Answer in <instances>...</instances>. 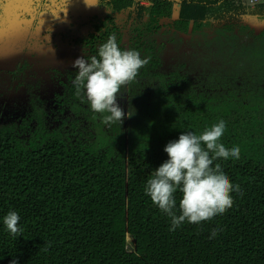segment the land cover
I'll return each instance as SVG.
<instances>
[{
    "label": "trees",
    "instance_id": "1",
    "mask_svg": "<svg viewBox=\"0 0 264 264\" xmlns=\"http://www.w3.org/2000/svg\"><path fill=\"white\" fill-rule=\"evenodd\" d=\"M55 1L57 5L72 0ZM80 1L81 10L92 9L82 18L90 30L73 39L72 46L79 47L83 57H98L100 46L115 34L121 49L151 58L136 77L146 81V88L153 87L150 94L153 82L165 76L150 72L171 61L170 69H176L165 77L159 90L161 112L140 128L142 137L124 138L116 121L108 125L111 129L101 145L82 133L83 125L72 131L80 132L78 142L65 141L55 132L57 137L31 143L29 132H35L37 118L27 113L20 122L16 115L3 116L6 102L0 101V264L14 259L18 264H264V147L262 141L253 144L257 127L245 120L248 114H234L231 107L221 118L212 115L202 120L193 116L194 99L166 104L175 91L190 94L183 91L190 86L192 68V60L184 57L190 53L185 46L199 37L203 44L212 38L210 51L215 52L224 37L234 47L245 15L264 21V0L253 6L244 4L250 0ZM2 3L0 23L10 22L6 9L1 13ZM45 4L41 0L36 7L37 17L24 46L27 52L42 39H50L49 30L41 32L36 26ZM51 7L46 12L56 14ZM6 26L0 28V36L6 34ZM262 27L259 36L264 37ZM120 92H126V85ZM223 102L228 105L226 98ZM53 114L45 112L47 128L71 132ZM220 120L226 122V130L219 142L228 149L238 146L240 157L219 158L213 167L219 163L240 192L232 193L233 206L224 214L199 224L185 221L172 231L171 218L145 193L147 181L168 159L164 149L170 141L187 131L202 134ZM245 136H251L252 142H243ZM175 199L174 211L180 215L179 190ZM10 211L21 218V235L13 236L4 224Z\"/></svg>",
    "mask_w": 264,
    "mask_h": 264
},
{
    "label": "rangeland",
    "instance_id": "2",
    "mask_svg": "<svg viewBox=\"0 0 264 264\" xmlns=\"http://www.w3.org/2000/svg\"><path fill=\"white\" fill-rule=\"evenodd\" d=\"M2 1L10 22L0 23V28L7 25L6 34L0 36V101L6 102V108L1 114L21 117L20 122H23L25 114H33L38 125L33 134L29 132L31 143H41L57 137L55 132L60 133L65 141L78 142L81 139L80 132L75 135L72 131L80 125H83V134L94 137L92 143H105L104 136L111 128L103 123L104 114H97L91 109L85 94L77 96L73 93V80L78 71L73 64L77 58L82 57L80 48L72 46L73 39L85 36L90 30V26H86L82 18L91 15L92 9L81 10L80 0L62 1L57 5L55 0H45V9L38 15L36 26L41 32L49 30L51 40L42 39L41 43L34 45V51L27 52L24 46L30 34V27L34 25L37 17L36 7L41 0ZM253 2L255 1L244 4L253 6ZM88 6L90 5L86 4V7ZM50 7H55L56 14L46 12ZM62 8L66 13L61 12ZM263 24L264 21L260 22L254 16L245 15L235 48L231 40L227 41L224 37L220 38L219 47L215 52H211L212 38H208L205 44L201 42V37L198 41L194 39L190 44L188 42L189 45H186L184 50L190 53L184 54V57L192 60V68L188 72L190 86L183 91L190 94L185 96L175 91L173 97L176 100L172 98L170 102L166 101V104L189 103L194 99L195 119L212 115L221 118L226 115L228 107H231L234 114L235 111L248 114L245 120L248 119L251 126L257 127L253 144L262 141L261 145L264 147V37L259 36ZM197 50L199 51L194 55L193 52ZM172 54H175L174 48ZM172 54H168V57ZM171 65L172 61L167 67L150 72L165 75L161 81L153 82L155 89L151 94L149 90L153 87L146 88L147 83L141 78H136L130 88L126 85L125 93H119L118 104L124 110L125 118L122 124L118 121V127L124 138L127 135L142 137L140 128L145 126L144 124L148 125L152 119L155 120L161 112L159 90L165 77L176 69L175 66L170 69ZM225 87L229 89L226 90ZM223 98H226L228 105H223ZM60 103L62 109L59 107ZM44 111L47 114L53 111V116L59 124L71 132L64 129L49 130ZM163 111L164 107L161 116ZM128 112L134 113L131 118H128ZM242 141L252 142L251 136H245ZM110 144L111 139L108 141V145Z\"/></svg>",
    "mask_w": 264,
    "mask_h": 264
},
{
    "label": "clouds",
    "instance_id": "3",
    "mask_svg": "<svg viewBox=\"0 0 264 264\" xmlns=\"http://www.w3.org/2000/svg\"><path fill=\"white\" fill-rule=\"evenodd\" d=\"M150 59L141 58L139 51L121 49L113 34L100 46L98 57L82 56L75 60L73 67L78 70L73 80L76 95L80 96L83 91L94 112L109 113L103 116L104 124L116 121L122 124L125 112L118 104L120 90L136 79ZM133 114L128 112V118ZM225 130L226 122L220 120L202 134L187 131L165 146L168 159L148 179L145 193L171 218L172 231L185 221L199 224L211 220L233 206L232 193H239L240 186L233 185L219 163L213 167L219 158L240 157L238 146L228 149L219 142ZM177 190L182 193L180 215L174 211ZM20 219L16 211L4 217V224L13 236L23 232ZM218 231L214 230L210 238ZM10 264H18V261L14 259Z\"/></svg>",
    "mask_w": 264,
    "mask_h": 264
},
{
    "label": "crops",
    "instance_id": "4",
    "mask_svg": "<svg viewBox=\"0 0 264 264\" xmlns=\"http://www.w3.org/2000/svg\"><path fill=\"white\" fill-rule=\"evenodd\" d=\"M146 4V3H145ZM2 8H3V11H1V13H4L5 14V12H4V9H5V5L2 3Z\"/></svg>",
    "mask_w": 264,
    "mask_h": 264
},
{
    "label": "built area",
    "instance_id": "5",
    "mask_svg": "<svg viewBox=\"0 0 264 264\" xmlns=\"http://www.w3.org/2000/svg\"><path fill=\"white\" fill-rule=\"evenodd\" d=\"M250 1H255L253 2L254 4L258 3L260 0H250ZM142 4H145V3H142Z\"/></svg>",
    "mask_w": 264,
    "mask_h": 264
}]
</instances>
